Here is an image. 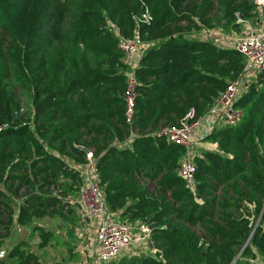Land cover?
Listing matches in <instances>:
<instances>
[{
    "label": "trees",
    "instance_id": "16d2710c",
    "mask_svg": "<svg viewBox=\"0 0 264 264\" xmlns=\"http://www.w3.org/2000/svg\"><path fill=\"white\" fill-rule=\"evenodd\" d=\"M141 1L152 20L136 25ZM256 6L255 0H0V172L19 169V155L31 144L39 150L57 141L81 164L86 156L77 146H85L108 210L150 229L152 254L110 264H231L250 232L241 204L253 202L264 221V70L235 102L240 120L205 137L216 150L202 149L194 158L193 188L178 174L184 149L153 133L209 111L243 57L197 35L215 27L238 30V19L250 20ZM135 35L146 48L135 68L134 121L128 124V67L118 43ZM41 162L39 171L51 178L47 185L71 173L61 157L46 155ZM18 178L14 195L31 185ZM80 185L81 179L76 193ZM0 196L1 244L13 217L11 201ZM25 202L46 209L61 204L41 194ZM64 205L77 219L76 205ZM32 206H21L19 222ZM251 245L264 254V229L258 227L246 246L253 255ZM2 264L46 263L27 254Z\"/></svg>",
    "mask_w": 264,
    "mask_h": 264
},
{
    "label": "built area",
    "instance_id": "2783aa9c",
    "mask_svg": "<svg viewBox=\"0 0 264 264\" xmlns=\"http://www.w3.org/2000/svg\"><path fill=\"white\" fill-rule=\"evenodd\" d=\"M255 3L257 6H264V0H255ZM141 9L140 14L134 16L136 25L150 23L152 20L148 7L143 1H141ZM238 22L241 26H247V21L238 19ZM202 31L206 37L217 35L222 39L227 38L226 32L220 27L203 29ZM201 32L198 36L202 35ZM229 41L230 45L225 43V45L220 46L233 48L241 54L243 65L237 76L227 83L209 111L180 126L161 124L153 133L165 136L168 141L180 145L184 149L178 174L191 188L194 186L196 171L195 145L211 134L215 127L234 125L240 120L242 111L235 106V102L245 91L247 85L254 80L259 72L264 70V28L254 32L243 31L240 35L229 38ZM118 48L122 53L123 62L128 66L125 82V121L131 124L134 121L138 84L135 68L138 66L139 58L146 45L138 35H135L132 38H120ZM3 126L5 125L0 126V130ZM130 140L131 137L128 138V142ZM85 156V163L75 165L78 166L81 185L77 197L72 199L71 203L77 207L76 228L84 229L92 225L94 236L92 248L83 250L82 257L77 264H110L120 258L122 253L125 254L129 247L140 246L146 250L149 249L151 247L149 227L140 221L118 220L116 215L108 210L96 173L95 158L92 151L89 149Z\"/></svg>",
    "mask_w": 264,
    "mask_h": 264
},
{
    "label": "rangeland",
    "instance_id": "374dc122",
    "mask_svg": "<svg viewBox=\"0 0 264 264\" xmlns=\"http://www.w3.org/2000/svg\"><path fill=\"white\" fill-rule=\"evenodd\" d=\"M262 15H264V6H256L254 17L248 21L255 24L257 22L256 19ZM242 32L243 26H240L238 30L227 32V38L222 39L220 37V43L215 42L219 45L229 44V38L238 36ZM38 140L40 141V138ZM30 147L31 151L29 153H21L19 155V161L21 162L19 169L13 172H0V195L3 193L4 200L9 199L11 201L13 217L9 232L3 236L0 244V252L6 251L3 262L31 254L46 264H76L80 258V253L84 250L88 241H92L94 236V227L92 225L84 229L76 228L77 219L75 218V213H70V207L64 205V203L72 204L71 200L77 197L75 187L80 181V176L78 166L75 165L81 163L74 155H71L69 150L60 151L57 141L53 144L45 142L39 150L35 145L31 144ZM202 149L215 151L216 145L213 141L205 140L204 138L195 145L194 158L201 155ZM46 155L61 157L68 164L71 173L59 174L54 178L55 181H52L53 183L50 182L51 184L47 185L51 178L44 179V173L39 171V169L44 167L41 160ZM34 162H36L35 165H33ZM10 175L15 178H6V176L10 177ZM19 175H24L25 178H28L31 181V185H23L18 194L14 195L12 190L19 185ZM31 194L57 197L63 207L60 208L61 204H59L46 209L34 204H28V202L24 203L25 199ZM221 196L222 194L219 193V197ZM0 199H2L1 196ZM23 204L33 206L29 210L25 209V220L19 222L17 216ZM240 211L249 220L250 232L245 242L236 248V254L231 264H264V254L253 245L250 246L253 255L244 252L247 249L246 246L250 244V239L256 229L258 227L264 229V221L261 218V214L255 215L256 208L254 203L246 200L241 204ZM86 228L87 230L84 231ZM194 230L203 239V230L200 226L195 227ZM64 241L68 245H65ZM14 251H17L18 254L16 257H11L10 253ZM148 254L152 253L140 246H136L129 247L125 254L122 253L120 257L130 258L133 256L142 258Z\"/></svg>",
    "mask_w": 264,
    "mask_h": 264
},
{
    "label": "crops",
    "instance_id": "0c3cea01",
    "mask_svg": "<svg viewBox=\"0 0 264 264\" xmlns=\"http://www.w3.org/2000/svg\"><path fill=\"white\" fill-rule=\"evenodd\" d=\"M256 20H257V22H255V24L253 22L247 21V26L246 25H242L243 26V31H251V32H254V31L260 30L261 28H264V15H262L261 17H259ZM203 33H204V31L201 32L202 35L200 36V38H202L204 40H209V41L214 42V43H216L215 42L216 40H217V42H220V37H218L217 35H212L210 37H206V35H204ZM207 35H210V34H207ZM197 37H198V35H197ZM216 44H217V46L222 47V46L218 45V43H216ZM86 230H87V228L84 231H86ZM92 241H93V239H92ZM91 242L88 241V244H86L84 250L85 249L86 250H89V249L92 248ZM145 250H146V248H145ZM147 250H149V253H152V251L150 250V248L147 249ZM82 254H83V251L80 253L79 260L81 259Z\"/></svg>",
    "mask_w": 264,
    "mask_h": 264
},
{
    "label": "water",
    "instance_id": "95a60500",
    "mask_svg": "<svg viewBox=\"0 0 264 264\" xmlns=\"http://www.w3.org/2000/svg\"><path fill=\"white\" fill-rule=\"evenodd\" d=\"M197 38H200V36H198ZM77 148L80 149L81 151H83L85 154L89 152V149L85 146L79 145V146H77ZM5 253H6L5 250L0 252V262L5 259Z\"/></svg>",
    "mask_w": 264,
    "mask_h": 264
}]
</instances>
